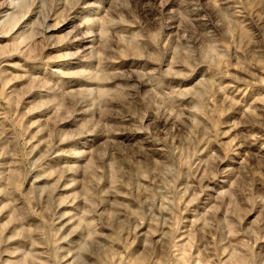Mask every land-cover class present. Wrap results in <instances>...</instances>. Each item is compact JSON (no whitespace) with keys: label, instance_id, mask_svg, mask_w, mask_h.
I'll return each mask as SVG.
<instances>
[{"label":"rangeland","instance_id":"374dc122","mask_svg":"<svg viewBox=\"0 0 264 264\" xmlns=\"http://www.w3.org/2000/svg\"><path fill=\"white\" fill-rule=\"evenodd\" d=\"M79 1H19L18 17L36 13L15 35L19 18L0 22V264H63L73 249L74 264H264V0H173L171 28L131 0H96L119 25L104 29L109 44L151 59L149 69L164 58L163 69L180 76L164 89L190 96L135 103L111 92L117 106L98 107L95 122L57 130L83 93L70 92L54 70L81 67L60 66L77 49L50 48L42 22L47 14L48 23L61 21ZM194 2L217 28L193 20ZM158 115L169 123L155 129ZM97 122L105 134L128 135L94 139V159L71 177L78 187L59 191L65 163L49 153L70 131ZM137 125L162 151L144 152ZM63 213L76 216L73 229L83 233L72 242Z\"/></svg>","mask_w":264,"mask_h":264},{"label":"bare ground","instance_id":"6f19581e","mask_svg":"<svg viewBox=\"0 0 264 264\" xmlns=\"http://www.w3.org/2000/svg\"><path fill=\"white\" fill-rule=\"evenodd\" d=\"M19 1L21 0H6V2L4 1L0 4V22L7 20L11 16L13 18H19L17 19L19 20L17 27H15V29L11 32L12 34L14 33V35L15 32L19 28L24 27L25 23H27V21L30 20V18H32L36 13L34 9H29L25 14L18 17L16 11ZM131 1L135 6H141L142 13L147 17L159 14L161 19L165 21L166 28L173 27L175 22L173 15H168L166 12L167 7L174 2L173 0ZM229 2L230 0H223V4H228ZM191 5L193 7V9H191V16H193V20L202 24L203 28L205 26L206 29L209 27H218V22L211 16L205 14V10L202 7L196 6L195 2L191 3ZM102 17L107 18L105 24H100ZM49 18L48 14L45 15L42 22L45 32H48V36H46V38L51 41L48 46L54 49H61L65 45H71L77 49L69 57H64V59H67L61 63L62 65L60 66H64L67 69L75 66L81 67L79 71H62L57 69L54 70V72L56 71L57 73H62L61 76L64 77L63 83L64 85L70 87V92H78V94L81 92L83 93L82 97L77 99L75 103L73 102L75 107L71 115L57 121V130L71 125L76 126V124H78L80 120L82 121V119L89 123L95 122L96 109H98V107L101 105L117 106L111 98H107V95L111 92H119L123 94L125 99L135 103H137L140 99L142 100L146 96L153 97L155 95L162 98L171 95L181 101L189 99L190 95L182 92V90L185 89L174 87L170 90L164 89L166 85L165 82L168 79L175 80L180 77L177 72H167L163 69V66L165 65L164 58L160 59L159 62L156 63L157 68L149 69L148 67L150 63H154L151 59L144 57V55L119 53L117 49L109 44V39H106V32L104 29L110 28L111 30H116L119 25L109 13V10H101V7L98 5L96 0H81L76 2L68 9L67 15L61 19V21L54 24L48 23ZM70 27L71 29L68 31V38L57 42L53 41L56 37V33ZM92 68H95V70L99 71V73H93V71L90 70ZM42 93L43 95H48L49 91L44 90ZM30 95L31 94H28L26 98L30 97ZM148 116L149 115L145 118L148 119ZM112 117L117 119L119 122H135L133 121L134 119L131 115L125 116L113 114ZM168 123L169 118L165 115H158L154 118L155 129L162 128ZM99 126L100 123L97 122L94 127L92 126V129L86 128L70 131L67 133L66 137L58 141V145L49 153L48 156L62 159L65 163L62 166L63 170L58 179L59 182H61L58 186L59 191H69L73 187H78L77 180H75L77 177L75 179H71V177L79 170L82 165L81 163L91 162L94 159V157L90 156L92 150L91 148L96 144L94 139L128 135L125 129L109 130L107 131L108 133L105 134L99 130ZM141 126L137 125L134 132L144 136L142 138L144 152L147 155H151V153L162 151L161 148H158V143L151 140L148 135L149 133L143 130ZM250 140L249 138L246 139V147L254 145ZM79 142H82V145L74 148L73 150L66 149V146L69 147L70 145L78 144ZM64 181H70L71 183L66 185L64 184ZM36 182L38 184H42L44 179H37ZM111 195L113 196V194ZM114 196H116V198H124V196L120 194H116ZM74 200H72V202ZM75 221L76 216L72 213H63L60 218L62 227L69 232V242H72L75 238L83 235L82 232L73 229ZM73 250L65 253L63 257V264H74L77 258H79L75 255Z\"/></svg>","mask_w":264,"mask_h":264}]
</instances>
